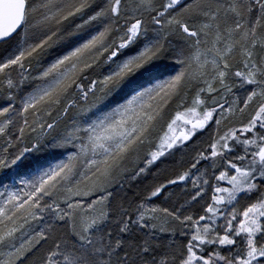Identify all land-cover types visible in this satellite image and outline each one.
<instances>
[{
    "label": "snow or ice",
    "instance_id": "snow-or-ice-1",
    "mask_svg": "<svg viewBox=\"0 0 264 264\" xmlns=\"http://www.w3.org/2000/svg\"><path fill=\"white\" fill-rule=\"evenodd\" d=\"M0 264H264V0H0Z\"/></svg>",
    "mask_w": 264,
    "mask_h": 264
}]
</instances>
